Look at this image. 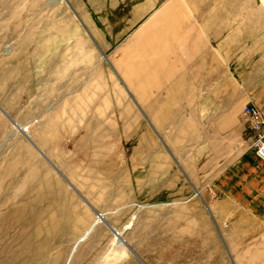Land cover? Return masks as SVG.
I'll return each mask as SVG.
<instances>
[{
    "label": "rangeland",
    "instance_id": "1",
    "mask_svg": "<svg viewBox=\"0 0 264 264\" xmlns=\"http://www.w3.org/2000/svg\"><path fill=\"white\" fill-rule=\"evenodd\" d=\"M225 3L0 0V264H251L218 110L155 90Z\"/></svg>",
    "mask_w": 264,
    "mask_h": 264
},
{
    "label": "crops",
    "instance_id": "2",
    "mask_svg": "<svg viewBox=\"0 0 264 264\" xmlns=\"http://www.w3.org/2000/svg\"><path fill=\"white\" fill-rule=\"evenodd\" d=\"M258 1L257 6L238 0L214 6L187 68L173 62L162 74L168 78L163 88L155 89L191 94L187 101L193 108L195 94L202 93L204 108L218 110L210 126L219 133L218 154L226 158L214 179L219 205H226L230 215H241L242 228L235 236L251 234V264H264V162L248 149L253 134L241 116L244 107L253 106L264 118V0Z\"/></svg>",
    "mask_w": 264,
    "mask_h": 264
},
{
    "label": "built area",
    "instance_id": "3",
    "mask_svg": "<svg viewBox=\"0 0 264 264\" xmlns=\"http://www.w3.org/2000/svg\"><path fill=\"white\" fill-rule=\"evenodd\" d=\"M242 116L248 121L253 140L249 149L254 151L257 158L264 162V118L259 110L253 106H246L242 110Z\"/></svg>",
    "mask_w": 264,
    "mask_h": 264
},
{
    "label": "water",
    "instance_id": "4",
    "mask_svg": "<svg viewBox=\"0 0 264 264\" xmlns=\"http://www.w3.org/2000/svg\"><path fill=\"white\" fill-rule=\"evenodd\" d=\"M0 110H1V112L12 122V123H14L8 116H7V114L0 108ZM14 125H17V124H15L14 123ZM31 144L36 148V150L44 157V158H46L45 156H44V154L31 142ZM71 186V185H70ZM72 187V186H71ZM81 196V195H80ZM81 198H83L82 196H81ZM84 200V199H83ZM85 203L89 206V207H91L86 201H85ZM97 217L98 218H100L101 216L99 215V214H97ZM102 218V217H101ZM101 220H103V218L101 219ZM108 227H109V229L110 230H112L113 228L112 227H110L109 225H108ZM118 235V233H117V231L115 232V237ZM120 240H121V242L125 245V248H127V250H129V252L141 263V264H143V262L139 259V257L134 253V251L131 249V248H129L127 245H126V243H125V241L123 240V238H120Z\"/></svg>",
    "mask_w": 264,
    "mask_h": 264
},
{
    "label": "bare ground",
    "instance_id": "5",
    "mask_svg": "<svg viewBox=\"0 0 264 264\" xmlns=\"http://www.w3.org/2000/svg\"><path fill=\"white\" fill-rule=\"evenodd\" d=\"M16 127H18V125L16 126ZM20 129V128H19ZM102 218L100 217V220H101ZM102 222H103V220H102ZM114 229H112V231H113ZM115 245L117 246L118 245V241H116V243H115Z\"/></svg>",
    "mask_w": 264,
    "mask_h": 264
}]
</instances>
